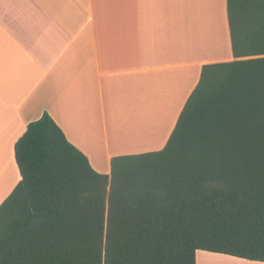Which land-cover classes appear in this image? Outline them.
Returning a JSON list of instances; mask_svg holds the SVG:
<instances>
[{
    "label": "trees",
    "instance_id": "obj_1",
    "mask_svg": "<svg viewBox=\"0 0 264 264\" xmlns=\"http://www.w3.org/2000/svg\"><path fill=\"white\" fill-rule=\"evenodd\" d=\"M227 15L235 59L202 66L163 148L100 173L50 114L28 123L0 264L264 262V0H227Z\"/></svg>",
    "mask_w": 264,
    "mask_h": 264
},
{
    "label": "crops",
    "instance_id": "obj_2",
    "mask_svg": "<svg viewBox=\"0 0 264 264\" xmlns=\"http://www.w3.org/2000/svg\"><path fill=\"white\" fill-rule=\"evenodd\" d=\"M234 59L227 0H0V205L31 121L50 114L110 174L114 156L163 148L202 66ZM121 123L161 141L116 150L107 136ZM196 264L264 262L198 250Z\"/></svg>",
    "mask_w": 264,
    "mask_h": 264
},
{
    "label": "bare ground",
    "instance_id": "obj_3",
    "mask_svg": "<svg viewBox=\"0 0 264 264\" xmlns=\"http://www.w3.org/2000/svg\"><path fill=\"white\" fill-rule=\"evenodd\" d=\"M143 127L147 126L139 124H118L114 127L113 135L107 136V140L116 150L153 146L161 141V139L158 140V135H138L144 131L145 128ZM140 128L141 132H139ZM87 141L96 150H103V140L101 136L88 135Z\"/></svg>",
    "mask_w": 264,
    "mask_h": 264
}]
</instances>
